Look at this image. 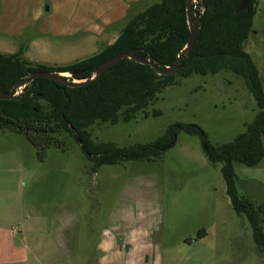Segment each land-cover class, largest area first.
<instances>
[{
    "label": "rangeland",
    "instance_id": "obj_1",
    "mask_svg": "<svg viewBox=\"0 0 264 264\" xmlns=\"http://www.w3.org/2000/svg\"><path fill=\"white\" fill-rule=\"evenodd\" d=\"M160 1L0 0V52L22 49L31 62L71 65L112 44ZM256 8L245 50L264 87V0ZM178 80L157 95L148 117L95 124L94 136L128 147L183 123L218 146L255 119L242 77L221 71ZM58 139L61 147L40 155L26 136L0 130V264H264L248 219L232 207L222 164L208 159L199 134L180 131L155 161L97 169L68 133ZM233 166L239 195L264 204V158Z\"/></svg>",
    "mask_w": 264,
    "mask_h": 264
},
{
    "label": "trees",
    "instance_id": "obj_2",
    "mask_svg": "<svg viewBox=\"0 0 264 264\" xmlns=\"http://www.w3.org/2000/svg\"><path fill=\"white\" fill-rule=\"evenodd\" d=\"M199 29L193 48L178 69L168 73L188 42V0H161L134 16L117 40L100 52L71 65L48 66L23 58V50L6 55L0 52V93H9L22 79L40 71L69 73L70 81L89 78L112 57L133 52L150 57L151 64L123 59L91 83L70 87L62 82L39 78L22 89L14 99L0 100V130L22 134L43 155L51 146L61 147L58 135L68 133L94 168L130 160L155 161L175 143L180 131L199 134L208 159L222 164L227 195L237 215L245 216L252 228L256 247L264 253V204L240 196L233 163L257 166L264 158V87L257 65L245 50L253 33L258 0L247 11L236 13L239 0H196ZM195 6V5H194ZM193 6V8H194ZM194 11V13H195ZM221 71L242 77L257 107L255 119L233 141L213 146L201 128L194 124L171 125L154 142L119 147L98 140L92 127L98 123L115 125L130 122L158 100L166 87L193 75H216ZM78 72V73H75ZM159 112L154 111L153 116ZM93 168V169H94Z\"/></svg>",
    "mask_w": 264,
    "mask_h": 264
},
{
    "label": "water",
    "instance_id": "obj_3",
    "mask_svg": "<svg viewBox=\"0 0 264 264\" xmlns=\"http://www.w3.org/2000/svg\"><path fill=\"white\" fill-rule=\"evenodd\" d=\"M250 1L251 0H239L235 12L239 13L242 11H247L250 6ZM193 2L194 0H188L187 2L188 3L187 22L189 25V32H190L188 42L185 45L182 53L178 56L173 66L167 67L166 70L168 73H174L178 69V66L184 59L185 55L193 48L195 44L199 29L196 26L195 21L193 19V12H192ZM116 40L117 38L114 41ZM125 58L134 60L141 64H151V66H153L152 60L150 59V57L142 58L138 56L137 54H134L133 52H129V53H123V54H119V55L112 57L108 61L104 62L97 70H95L89 78L80 80V81H70L69 79H67V76L63 75L66 73H56V72H48V71L35 72L29 75L28 77L22 79L21 81H19L9 93H0V100H11V99L16 98L22 92V89L25 86L30 84L35 79H39V78H46L52 81L62 82L70 87H78V86L87 85L91 83L92 81L98 79L104 72H106L112 66L116 65L118 62H120L121 60ZM75 73H78V72H75ZM77 140L80 143V140L79 139Z\"/></svg>",
    "mask_w": 264,
    "mask_h": 264
},
{
    "label": "bare ground",
    "instance_id": "obj_4",
    "mask_svg": "<svg viewBox=\"0 0 264 264\" xmlns=\"http://www.w3.org/2000/svg\"><path fill=\"white\" fill-rule=\"evenodd\" d=\"M66 75H67V73H66Z\"/></svg>",
    "mask_w": 264,
    "mask_h": 264
},
{
    "label": "flooded vegetation",
    "instance_id": "obj_5",
    "mask_svg": "<svg viewBox=\"0 0 264 264\" xmlns=\"http://www.w3.org/2000/svg\"><path fill=\"white\" fill-rule=\"evenodd\" d=\"M69 74V73H68ZM99 140V139H98Z\"/></svg>",
    "mask_w": 264,
    "mask_h": 264
}]
</instances>
